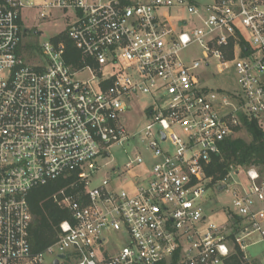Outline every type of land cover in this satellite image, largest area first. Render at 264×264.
<instances>
[{"label": "built area", "instance_id": "built-area-1", "mask_svg": "<svg viewBox=\"0 0 264 264\" xmlns=\"http://www.w3.org/2000/svg\"><path fill=\"white\" fill-rule=\"evenodd\" d=\"M179 6L195 23L162 13ZM29 11L65 22L43 56L22 53ZM66 38L81 64L67 61ZM194 46L200 54L188 56ZM209 68L239 88L208 87ZM143 96L149 120L130 133L122 115ZM245 119L264 124V0H0V264H45L53 251L65 255L59 264H226L238 250L248 259L247 238H264V172L231 165L215 183L207 174ZM134 140L152 163L136 150L93 185L111 148ZM70 174L84 189L53 196L69 217L35 251L28 194ZM214 187L232 191L221 225L206 204ZM111 231L127 243L111 250Z\"/></svg>", "mask_w": 264, "mask_h": 264}, {"label": "rangeland", "instance_id": "rangeland-1", "mask_svg": "<svg viewBox=\"0 0 264 264\" xmlns=\"http://www.w3.org/2000/svg\"><path fill=\"white\" fill-rule=\"evenodd\" d=\"M197 6H204L206 4L212 3L213 0H192ZM163 14H168L172 19H185L190 23H195V19L191 17L186 9L182 6L175 8H168L162 11ZM23 26L28 27L29 31L22 34V53L25 54L26 58L35 57L36 53L43 56L41 46L45 42L53 43V39L59 35L64 30V23L62 20H47L41 19L36 11H29L23 20ZM35 31H38L35 33ZM59 33V34H58ZM63 35L62 37H64ZM54 39V40H55ZM201 52L199 46H194L188 51V56H198ZM202 77L206 79L205 84L212 88L218 89L222 88L224 90L238 89L239 85L236 78L233 75L218 74L215 68H209L207 70L201 71ZM149 101L147 96H143L137 100L132 101V108L126 111L122 115V119L128 128L130 133L138 131L142 126H144L148 120L149 116L146 112L145 105ZM243 137L246 140H250V134L242 126L241 129L233 134L232 138ZM138 150L141 152L148 163H152L151 153L144 150V147L138 140H134L132 143H123L122 145H116L111 148L110 156L104 159V162L110 161V165L102 168L95 175V180L92 182L93 185L97 184L99 180L106 177L109 179H114L115 175L112 171V167L120 166L123 168L129 161L130 156ZM135 171L141 172L140 168H135ZM127 179H130V173H125ZM209 199L206 201L208 208H213L214 212L209 214V220L215 224L221 225L227 222L230 215L227 213L226 209L230 208L232 202V191L231 187L219 190L217 187L211 188L209 190ZM228 215V216H227ZM228 218V219H227ZM258 234H254L247 238L248 247L246 248V255L248 262L256 264H264V238ZM258 240L257 243L253 244V241ZM128 238L124 237L121 233L111 231L107 235L106 244L113 250L127 243ZM57 252H46L45 253V264H54ZM66 261L63 262L65 264Z\"/></svg>", "mask_w": 264, "mask_h": 264}, {"label": "trees", "instance_id": "trees-1", "mask_svg": "<svg viewBox=\"0 0 264 264\" xmlns=\"http://www.w3.org/2000/svg\"><path fill=\"white\" fill-rule=\"evenodd\" d=\"M66 59L75 65L82 63L81 53L74 43L66 38ZM243 127L250 134V140L243 137L227 138L222 144V152L216 156L207 168V174L213 177V183L223 179L231 165L242 169L256 167L264 172V124L257 119H245ZM76 180L75 174L61 177L47 185L36 187L28 194V202L33 216L30 227V240L35 251H42L53 244L59 234L60 223L69 217L53 196L63 188L68 192L84 189V184L71 187ZM226 264H256L244 259V253L238 250L226 260Z\"/></svg>", "mask_w": 264, "mask_h": 264}, {"label": "water", "instance_id": "water-1", "mask_svg": "<svg viewBox=\"0 0 264 264\" xmlns=\"http://www.w3.org/2000/svg\"><path fill=\"white\" fill-rule=\"evenodd\" d=\"M223 187H221L220 189H222ZM59 258H65V255L61 254L59 256ZM59 258L55 260L54 264H59Z\"/></svg>", "mask_w": 264, "mask_h": 264}, {"label": "crops", "instance_id": "crops-1", "mask_svg": "<svg viewBox=\"0 0 264 264\" xmlns=\"http://www.w3.org/2000/svg\"><path fill=\"white\" fill-rule=\"evenodd\" d=\"M228 216V215H227ZM228 219V218H227Z\"/></svg>", "mask_w": 264, "mask_h": 264}]
</instances>
